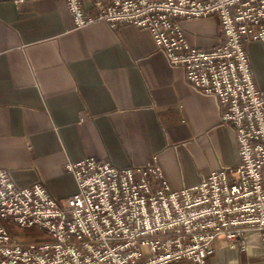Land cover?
Here are the masks:
<instances>
[{"label": "built area", "instance_id": "obj_1", "mask_svg": "<svg viewBox=\"0 0 264 264\" xmlns=\"http://www.w3.org/2000/svg\"><path fill=\"white\" fill-rule=\"evenodd\" d=\"M64 1L75 29L104 22L149 30L187 85L216 101L240 161L175 190L157 156L127 168L85 157L66 165L77 190L65 200L40 182L18 186L0 168V264H209L214 244L264 260V89L247 50L259 42L264 51V0H97L90 9ZM211 16L218 44L193 47L182 20ZM11 225L48 239L20 242Z\"/></svg>", "mask_w": 264, "mask_h": 264}, {"label": "crops", "instance_id": "obj_2", "mask_svg": "<svg viewBox=\"0 0 264 264\" xmlns=\"http://www.w3.org/2000/svg\"><path fill=\"white\" fill-rule=\"evenodd\" d=\"M181 24L193 47L218 44L216 16ZM247 50L264 89L263 48ZM153 156L175 190L240 161L236 132L216 101L187 85L149 30L104 22L75 29L64 0H0V168L18 186L40 182L65 200L77 190L68 161L94 157L127 168ZM212 247L209 264H264Z\"/></svg>", "mask_w": 264, "mask_h": 264}, {"label": "rangeland", "instance_id": "obj_3", "mask_svg": "<svg viewBox=\"0 0 264 264\" xmlns=\"http://www.w3.org/2000/svg\"><path fill=\"white\" fill-rule=\"evenodd\" d=\"M9 227V226H8ZM10 230L12 232V234L14 235V238H16V240L23 242V243H31V242H35L42 239H48L47 234L45 233H40L38 230L35 231H31V230H23L21 228H19L16 225H11ZM254 259V258H252ZM179 264H192V262H182Z\"/></svg>", "mask_w": 264, "mask_h": 264}, {"label": "trees", "instance_id": "obj_4", "mask_svg": "<svg viewBox=\"0 0 264 264\" xmlns=\"http://www.w3.org/2000/svg\"><path fill=\"white\" fill-rule=\"evenodd\" d=\"M29 230H31V231H35L36 232V230L35 229H29ZM37 241H38V239H37ZM40 241V240H39Z\"/></svg>", "mask_w": 264, "mask_h": 264}]
</instances>
